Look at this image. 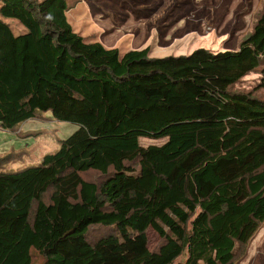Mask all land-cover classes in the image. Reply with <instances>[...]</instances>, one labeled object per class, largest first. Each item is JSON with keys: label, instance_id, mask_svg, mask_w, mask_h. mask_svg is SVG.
Masks as SVG:
<instances>
[{"label": "trees", "instance_id": "16d2710c", "mask_svg": "<svg viewBox=\"0 0 264 264\" xmlns=\"http://www.w3.org/2000/svg\"><path fill=\"white\" fill-rule=\"evenodd\" d=\"M80 1L0 0L27 29L0 19V129L43 111L78 125L39 165L0 172V264H32V248L43 264H236L264 222V98L234 89L264 66V4L237 50L156 58L75 32Z\"/></svg>", "mask_w": 264, "mask_h": 264}, {"label": "rangeland", "instance_id": "374dc122", "mask_svg": "<svg viewBox=\"0 0 264 264\" xmlns=\"http://www.w3.org/2000/svg\"><path fill=\"white\" fill-rule=\"evenodd\" d=\"M264 0H81L67 13L75 32L106 48L129 50L151 48L152 57L189 55L203 48L213 51H235L252 30ZM1 6V4H0ZM19 35L27 31L17 19L3 17ZM234 89L252 91L264 98V66L251 72ZM78 125L60 121L50 111L19 124L13 131L0 129V172H16L39 165L48 153L58 150ZM166 138L142 137L143 146L161 145ZM86 179L101 181L103 176L91 171ZM93 204V198L85 197ZM79 226L91 221L90 212L79 216ZM104 228L90 226L89 234L97 236ZM149 246L157 248L161 239L148 230ZM32 264H43L45 258L32 248ZM185 255L178 261H184ZM236 264H264V222L247 245Z\"/></svg>", "mask_w": 264, "mask_h": 264}]
</instances>
